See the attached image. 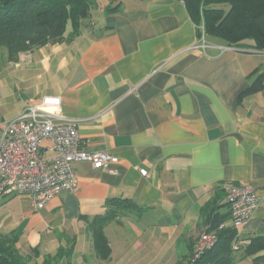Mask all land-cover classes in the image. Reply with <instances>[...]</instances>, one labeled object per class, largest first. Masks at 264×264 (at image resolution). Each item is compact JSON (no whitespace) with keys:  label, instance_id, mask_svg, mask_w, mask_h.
Masks as SVG:
<instances>
[{"label":"crops","instance_id":"1","mask_svg":"<svg viewBox=\"0 0 264 264\" xmlns=\"http://www.w3.org/2000/svg\"><path fill=\"white\" fill-rule=\"evenodd\" d=\"M108 2L91 10L73 39L16 61L0 48V137L25 107L59 96L84 147L118 158L109 165L114 172L75 163V191L39 209L30 202L18 220H0V234L16 233L33 264L61 246H73L70 264H189L212 214L232 227L226 187L247 183L261 203L238 229L233 264H255L264 250L244 249L264 235V90L239 98L250 75L264 72V50L211 38L196 47L182 0H121L115 12L106 11ZM110 199L138 208L121 209L105 226L111 255L101 259L88 225L107 213Z\"/></svg>","mask_w":264,"mask_h":264},{"label":"trees","instance_id":"2","mask_svg":"<svg viewBox=\"0 0 264 264\" xmlns=\"http://www.w3.org/2000/svg\"><path fill=\"white\" fill-rule=\"evenodd\" d=\"M105 9L115 12L121 0H108ZM196 25L198 37L203 22L204 32L211 39L219 40L229 47L264 50V0H182ZM99 5L98 0H0V48H5L9 60L16 61L23 52L33 51L47 44H59L73 39L80 33L82 21ZM70 28V29H69ZM71 31L68 35L67 31ZM251 84L241 94L264 90V72L254 71ZM105 215L96 216L89 222L94 247L101 259L111 255L105 226L123 210L138 208L128 199H110ZM230 215V214H229ZM225 221L224 217L212 214L211 228ZM211 228L207 229L210 230ZM238 229L226 227L218 233V241L199 259L193 261V249L189 264H233V242ZM16 233L0 234V264H33L32 256L23 255ZM264 250V235L251 239L245 247L247 255H256ZM37 254V249H33ZM72 247H59L55 255L45 257L42 264H70ZM255 264H264V254L257 255ZM39 264V263H36Z\"/></svg>","mask_w":264,"mask_h":264},{"label":"built area","instance_id":"3","mask_svg":"<svg viewBox=\"0 0 264 264\" xmlns=\"http://www.w3.org/2000/svg\"><path fill=\"white\" fill-rule=\"evenodd\" d=\"M196 47L207 48L204 26ZM118 158L105 151H88L79 133V123L65 118L59 96H45L7 121L0 137V198L7 195L28 196L31 205L45 207L62 191L77 189L75 163L88 161L95 168L114 172L110 163ZM147 175L146 169L140 170ZM224 203L229 208L232 227H244L261 203L255 186L247 183L226 187ZM225 223L201 233L193 247L195 261L213 248ZM238 249L237 242L233 244Z\"/></svg>","mask_w":264,"mask_h":264},{"label":"rangeland","instance_id":"4","mask_svg":"<svg viewBox=\"0 0 264 264\" xmlns=\"http://www.w3.org/2000/svg\"><path fill=\"white\" fill-rule=\"evenodd\" d=\"M99 5L102 6L108 2V0H98ZM94 20L98 19V16L94 13ZM203 25V22L202 24ZM200 25V26H201ZM70 29V28H69ZM200 29V28H199ZM202 31V29H200ZM206 39H210L206 36ZM30 201L27 197L23 196H12L7 195L0 198V220H4L8 216H11L15 219L21 218L20 213L23 209L29 208ZM45 259V258H44ZM43 259V261H44ZM43 262H41L42 264Z\"/></svg>","mask_w":264,"mask_h":264}]
</instances>
